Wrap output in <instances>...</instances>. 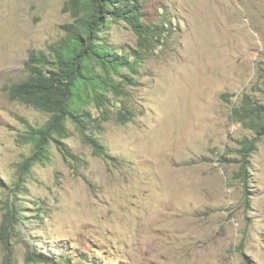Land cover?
<instances>
[{"label": "rangeland", "instance_id": "rangeland-1", "mask_svg": "<svg viewBox=\"0 0 264 264\" xmlns=\"http://www.w3.org/2000/svg\"><path fill=\"white\" fill-rule=\"evenodd\" d=\"M68 1L0 0V226L12 205L26 217L0 240V264H264V137L244 181L239 140L255 134L231 117L247 94L264 101V0H139L150 41L124 20L104 33L137 62L132 81L88 104L105 151L69 120L74 156L53 143L19 180L32 151L20 117L50 114L4 87L65 35Z\"/></svg>", "mask_w": 264, "mask_h": 264}, {"label": "trees", "instance_id": "trees-1", "mask_svg": "<svg viewBox=\"0 0 264 264\" xmlns=\"http://www.w3.org/2000/svg\"><path fill=\"white\" fill-rule=\"evenodd\" d=\"M63 11L73 17L72 22L63 26L65 35L50 45L49 54L32 50L24 63L28 76L4 87L10 100L50 114L40 126L20 117L27 129L19 135L18 141L31 144L32 151L20 164L19 180H24L35 163L51 159L53 143L65 157L74 156L64 141L70 136L69 120L85 134V140L96 153L105 151L101 141L87 133V129L96 125L88 104L92 101L102 108L109 101L106 91L122 92L123 84L131 80L123 70L125 67L135 70L137 62L112 45L104 33L113 22L124 20L141 42L147 43L153 36L150 27L143 22L144 4L139 0H70ZM120 112L122 121L133 119L132 111ZM231 117L255 134L239 140L238 151L243 164L236 175L246 181L249 157L264 137V101L247 94L241 104L232 109ZM0 184L3 185V181L0 180ZM21 208L20 205L8 207L0 226V240L6 237L10 227H17L19 220L26 218ZM30 257L40 260L33 253Z\"/></svg>", "mask_w": 264, "mask_h": 264}]
</instances>
